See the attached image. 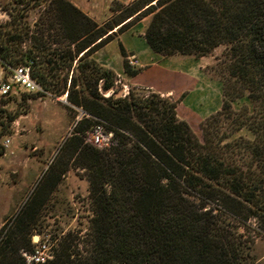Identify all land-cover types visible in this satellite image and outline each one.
Wrapping results in <instances>:
<instances>
[{
  "label": "trees",
  "instance_id": "1",
  "mask_svg": "<svg viewBox=\"0 0 264 264\" xmlns=\"http://www.w3.org/2000/svg\"><path fill=\"white\" fill-rule=\"evenodd\" d=\"M42 1L33 24L21 14L0 24V60L28 65L44 90L22 100L67 92L83 111L66 145L87 171L93 212L86 239L65 237L42 264H255L238 228L248 231L254 219L264 230V0H136L114 8L116 22L151 15L143 37L156 54L201 57L225 47L224 98L201 123V138L171 98L134 88L116 95V73L92 56L112 38L113 23L99 25L69 0ZM123 70L139 72L127 59ZM243 95L251 111L233 109ZM2 112L0 137L15 119ZM98 126L112 133L108 146L85 141ZM242 128L251 138L233 137ZM5 230L0 264H27L21 251L34 248L27 224L19 218Z\"/></svg>",
  "mask_w": 264,
  "mask_h": 264
},
{
  "label": "rangeland",
  "instance_id": "2",
  "mask_svg": "<svg viewBox=\"0 0 264 264\" xmlns=\"http://www.w3.org/2000/svg\"><path fill=\"white\" fill-rule=\"evenodd\" d=\"M69 1L99 25L113 23L107 33L112 38L92 56L116 73V95H120L121 89L128 94L134 88L171 98L177 103L178 118L187 121L201 138V123L220 110L224 98L220 71L226 59L225 47L219 46L201 57L156 54L143 37L151 15L135 14L115 21L118 12L114 8L128 7L136 0ZM46 4L42 0H0V24L9 22L16 14L33 24ZM124 59L132 69H139L136 75L125 74ZM22 94L0 96V121L4 119L3 110L15 116L0 137V145L5 149L0 156V229L5 226L8 230L22 218L31 242L37 237L46 242L53 258L65 237H75L78 243L86 239L93 215L87 171L66 145L82 110L67 100V92L29 94L26 100H22ZM232 107L237 111L242 107L252 110L246 95L233 101ZM238 136L251 138L246 128L233 135ZM90 137L88 134L85 141L90 143ZM6 139L10 140L7 146ZM251 222L248 231L241 227L238 230L248 241L254 263L264 264V230L254 219ZM23 252L26 251L22 250L21 256Z\"/></svg>",
  "mask_w": 264,
  "mask_h": 264
},
{
  "label": "built area",
  "instance_id": "3",
  "mask_svg": "<svg viewBox=\"0 0 264 264\" xmlns=\"http://www.w3.org/2000/svg\"><path fill=\"white\" fill-rule=\"evenodd\" d=\"M125 89H121L122 96H125ZM44 93L41 86L31 77L30 67L28 65L8 66L0 60V96L13 97L19 93ZM84 116L83 111L76 117V123ZM75 123V124H76ZM90 143L97 147H105L110 143L112 133H104L101 127L90 133ZM5 146L10 143L5 140ZM34 248L31 252H23L27 264H42L52 259L50 249L46 242H42L39 237L33 240Z\"/></svg>",
  "mask_w": 264,
  "mask_h": 264
},
{
  "label": "water",
  "instance_id": "4",
  "mask_svg": "<svg viewBox=\"0 0 264 264\" xmlns=\"http://www.w3.org/2000/svg\"><path fill=\"white\" fill-rule=\"evenodd\" d=\"M0 52H1V49H0ZM120 94H121V92H120Z\"/></svg>",
  "mask_w": 264,
  "mask_h": 264
}]
</instances>
